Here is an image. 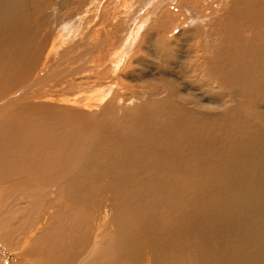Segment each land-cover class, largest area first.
Here are the masks:
<instances>
[{"label": "bare ground", "instance_id": "1", "mask_svg": "<svg viewBox=\"0 0 264 264\" xmlns=\"http://www.w3.org/2000/svg\"><path fill=\"white\" fill-rule=\"evenodd\" d=\"M201 2L0 0V264H264V0Z\"/></svg>", "mask_w": 264, "mask_h": 264}, {"label": "rangeland", "instance_id": "2", "mask_svg": "<svg viewBox=\"0 0 264 264\" xmlns=\"http://www.w3.org/2000/svg\"><path fill=\"white\" fill-rule=\"evenodd\" d=\"M126 1V0H125ZM134 1H136V4H141L144 0H134ZM139 1H140V3H139ZM258 1H262V0H258ZM129 2V1H128ZM176 3H178V1L176 2ZM200 3L202 4V2H201V0H198V3H197V7L198 8H196V9H199L200 7L202 8V7H204V5L202 4V5H200ZM175 3L174 2H168V9L171 11V12H173L175 15H177V18H176V23H177V21L178 20H180L179 22H178V25L177 26H171L173 23H171V21L169 20V19H166V21H168V23H167V26H166V30L164 31V35H165V38H167V39H171L172 37L171 36H173L174 34H177V32H178V29H176V28H180L181 26H180V24H181V19H179V17H181L180 15V12L179 11H177L178 9L176 8L177 6H175L174 5ZM166 5V6H167ZM186 5H188V6H190V7H192V5H189V4H187L186 3ZM175 7V9H173ZM177 11V12H176ZM259 11V10H258ZM207 12L208 11H205V12H203L204 14H207ZM255 12V13H254ZM260 12V11H259ZM250 14H252V15H254L255 16V19H258L259 21H260V17H259V15H260V13H258V12H256V11H254V10H252L251 12H249ZM131 16V15H130ZM130 16H125V18L124 17H122L121 18V20L119 21V24H117V22L115 23L117 26H115V27H117L118 29H117V31L119 30V34H123V30L125 29H127L128 28V26H129V24H130ZM129 18V19H128ZM123 21V22H122ZM153 21V20H152ZM170 21V22H169ZM127 22V23H126ZM122 23V24H121ZM114 24V25H115ZM183 27H188V26H183ZM108 28H110V27H108ZM182 29H184V28H182ZM180 31V30H179ZM244 33V32H243ZM148 36H152V35H148ZM110 44V46H109V49H112L113 48V43H109ZM144 44H145V42H144ZM136 51H137V49H136ZM135 53V52H134ZM135 55V54H134ZM173 68V67H172ZM169 73H171V74H174L175 73V70L173 69H171V71L169 72ZM120 74H121V72H120ZM120 79H122V78H120ZM118 84H119V82H118ZM117 84V87H119V85ZM117 87H115L116 88V90H117ZM115 90V91H116ZM144 92H146V91H144ZM111 208L112 207H110L109 206V214L105 217V219H104V221L102 222V223H104V224H106V225H115V223H116V220L113 218V215H112V211H111ZM8 259V256H6V260Z\"/></svg>", "mask_w": 264, "mask_h": 264}]
</instances>
